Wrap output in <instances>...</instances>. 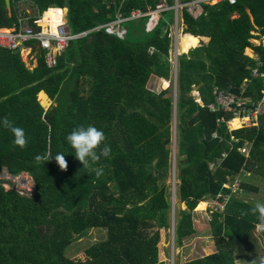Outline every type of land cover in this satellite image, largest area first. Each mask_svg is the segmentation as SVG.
I'll list each match as a JSON object with an SVG mask.
<instances>
[{"label":"trees","instance_id":"16d2710c","mask_svg":"<svg viewBox=\"0 0 264 264\" xmlns=\"http://www.w3.org/2000/svg\"><path fill=\"white\" fill-rule=\"evenodd\" d=\"M33 1L41 11L51 8L44 17L50 20L46 28L52 30L63 12L53 7H67L75 33L110 21L118 8L127 15L156 2ZM16 2L9 0L7 6L0 0V26L17 24ZM204 7L206 13L197 17L181 12L183 30L190 32L182 38L195 45L196 36L208 41L178 57L177 245L197 231L196 205L204 207V199L229 192L223 183L238 175L246 160L237 147L257 140L264 153V114L258 124L238 126L236 121L238 127L228 130L225 121L216 119L230 116L206 106L213 100L214 85L238 91L258 61L264 69V47L249 41L250 29L264 33V0H223ZM145 21L146 16L128 19L118 32L91 31L71 41L52 66L44 49L32 40L25 45L34 53L33 66L26 65L20 51L0 47V118L23 128L28 140L23 149L15 146L11 131L0 125V170L12 175L26 172L34 183L31 195L0 183V264H166L158 257L157 242L159 229L168 228L171 221L167 179L174 108L169 89L156 92L147 83L152 74L170 79L171 46L168 31L161 29L164 18L151 30L145 29ZM246 47L256 57L248 56ZM200 83L197 91L203 105L191 93ZM260 89V79L251 78L245 91L257 99ZM39 90L53 102L46 108L36 97ZM88 125L104 132V144L112 151L97 165L84 167L66 137L74 128ZM46 152L64 153L67 170L61 171L54 158L44 164L35 161L36 155ZM101 165L104 174L97 179L92 168ZM244 187L242 183L240 188ZM254 205L231 195L225 209L211 211L208 218L215 251L177 264H236L237 259L259 264L261 248L254 238L258 218L250 211ZM92 227L105 228L106 237L85 248L84 257L91 249L90 257L73 261L67 248ZM260 256L264 257V247Z\"/></svg>","mask_w":264,"mask_h":264},{"label":"built area","instance_id":"2783aa9c","mask_svg":"<svg viewBox=\"0 0 264 264\" xmlns=\"http://www.w3.org/2000/svg\"><path fill=\"white\" fill-rule=\"evenodd\" d=\"M221 1L223 0H157L153 7H149L145 10L139 8L132 9L129 14L125 16L117 10L113 20L75 33L72 31L67 19H65L63 12L55 29H47V26L42 24V19L46 11L49 9L41 11L33 0H17L15 4L17 24L12 26H0V47L9 50L28 48V53L30 55L32 48L25 45V43L31 40H38L40 44L39 47L45 51V60L47 64L52 66L57 63L58 55L69 47L71 41L85 37L91 31L104 28L107 32H118L120 31L121 22L144 15H149L150 20L154 18V22L147 26V28H152L158 20L161 12L172 10L175 28L172 27L170 34L171 37L174 36L176 38L178 36V26L180 25V29H183V22L179 18L183 9L193 17H197L206 13L204 4H214ZM228 1L230 3L235 2V0ZM178 21L180 23L179 25ZM250 33L252 34V37L249 38L250 42L254 45L264 47V33H259L256 29H250ZM262 64V61H258L257 65L251 69V78H259L260 84L262 85V89L259 91L260 96L257 99L253 98L251 94H246L245 91L246 84L251 81V78L248 79V82L245 79V82L241 85L238 91L224 88L219 85H214L212 87L213 100L207 103L206 106L211 112L222 111L230 116L229 119H224L222 116L216 119L217 123L225 121L228 130L231 129L229 126L230 120L238 119L241 121V125L258 124L260 116L264 114V69H260ZM196 101L203 105L198 91ZM212 136H216V133H212ZM230 138L232 140H237V137H234L233 135H231ZM237 150L246 154V144L237 147ZM225 154L226 153L224 152L223 155ZM213 165V163H210L209 167H212ZM26 174L29 176L28 173ZM1 178L9 179L13 183L12 186L2 183L6 189L15 188L19 193L25 195H31L34 192V183L32 187H26L25 182L20 175H12L5 170H0V179ZM29 178L33 182L30 176ZM172 185L173 190L176 192L178 179L175 171L172 174ZM223 186L227 187L229 192H218L213 197L207 199V205L209 206L208 208L210 211L224 210L230 196L240 189L241 180L236 175L232 177L230 182L223 183Z\"/></svg>","mask_w":264,"mask_h":264},{"label":"rangeland","instance_id":"374dc122","mask_svg":"<svg viewBox=\"0 0 264 264\" xmlns=\"http://www.w3.org/2000/svg\"><path fill=\"white\" fill-rule=\"evenodd\" d=\"M171 11H167L164 12L163 15L166 18V20H170L171 17ZM180 20L181 17L179 16ZM172 23L174 22V17L172 16ZM180 26V25H179ZM180 32V30H179ZM179 40V36H177L176 38L174 36H172L171 40H170V45L171 48L169 50V53L171 52L172 54V61H171V65L174 67H171L174 69V71L172 70L173 73H171V77L168 80V83H163L161 84L159 80L156 79V83L151 82L150 84H148V87L151 88L153 91L159 92L160 90L163 89H169V95L172 97L173 99V108H174V113H173V119H172V143L169 145V147L172 150V155H171V170L169 173V177H168V182H170L171 185V198H172V212H171V221H170V226L168 228H163V229H159V240L157 242V247H159V259L164 260L166 262V264H177L180 261H185V260H189L195 257H198L202 254H205L206 251H209V245L208 244H212L213 240L211 235H205L204 237H200L198 235V230H200L199 225L197 223L198 219H200V215L202 217H207V220L204 219L203 222L206 224L207 223V231L210 232V228H209V224H208V218L210 217L211 211L209 210V206L207 205V202L205 201V206L207 207L205 209V206L203 207L200 204V208H198V204L196 205V209H203L201 211V213L198 212V217H197V212H195V221H196V225H197V231L195 233H192L190 235H186L183 237V242L180 245L176 244V239H175V234H174V223H175V217H177L178 215V208H179V202H178V198L176 195V192L173 190V185H172V174L175 171L176 175L178 174V164H179V155H178V141L180 138V133L177 129L178 127V114H177V101H178V89H177V82H176V76L174 74L175 70H177V64H176V60L175 57H179L182 53H184L185 48H183L181 51L180 50V46L178 44V40ZM23 47V45H22ZM28 49H23L21 50L20 54L22 56V59L25 61L26 65L28 66H33V64H35V56L34 53L31 52V54H27ZM180 52V53H178ZM187 52V51H186ZM247 53V52H246ZM250 53V51L248 52ZM247 53V54H248ZM253 55V57H256L255 54L251 53ZM191 93L195 96H197V87L194 86L193 90L191 91ZM37 98L39 100V102L41 103V105L45 106V101L41 100V98H39V95L37 94ZM264 118V116H263ZM232 128V127H231ZM212 163V162H211ZM213 167V166H212ZM4 170V169H3ZM3 173V172H1ZM20 175L21 178L24 180L26 187H32L33 182L31 181V179L29 178V176L26 173L21 172V174H17ZM178 179V178H177ZM241 179L244 180V182L250 183L243 175L241 176ZM253 184H260V183H253ZM262 188V186H261ZM31 193V192H28ZM238 197H240L243 200H246L249 203H254L256 198H257V194L256 193H252L249 192L247 190H239ZM208 199V198H207ZM260 200L262 202H264V196H260ZM186 205H182L183 208H185ZM206 211V212H203ZM198 218V219H197ZM203 219V218H202ZM202 219H200L198 222H201ZM204 225V224H203ZM202 225V226H203ZM106 237V230L103 227H92L90 228L85 234L77 236L72 243L69 245V247L67 248V253L69 254V256H71V258L73 259V261L80 259L79 261H83L86 257H90L93 253L90 252L88 253V255H85L84 257V252H85V248L89 247V245L91 246L93 243L103 239ZM255 237L257 238V244L258 246L261 248L262 244L260 243V237H261V232H258V230L255 231ZM204 240V241H203ZM208 245V246H207ZM207 246V248H205ZM84 257L83 260H81L82 258L80 257ZM260 251L258 249L257 252V259L259 260L260 258ZM236 264H242L239 261L236 262ZM248 264V263H246Z\"/></svg>","mask_w":264,"mask_h":264},{"label":"crops","instance_id":"0c3cea01","mask_svg":"<svg viewBox=\"0 0 264 264\" xmlns=\"http://www.w3.org/2000/svg\"><path fill=\"white\" fill-rule=\"evenodd\" d=\"M157 1V0H156ZM169 1H171V0H169ZM149 7H151V6H147L146 7V9H148ZM153 7V6H152ZM53 8H60L62 11H63V15H64V17H65V19H67V12H68V8L67 7H64V8H62V7H53ZM48 9H51V8H48ZM134 9H136V8H134ZM139 9H141V8H139ZM47 10V9H46ZM45 10V11H46ZM117 10H119V8L118 9H116V11ZM142 10H145V9H142ZM116 11H115V13H116ZM120 11V10H119ZM131 11V10H130ZM129 11V12H130ZM167 11H169V10H167ZM121 12V11H120ZM165 12V11H164ZM164 12H161L160 13V15H159V17H158V19L159 18H164V20H165V23H164V25H163V27H161V29H163V31H168V33H169V36H170V40H171V30H172V27L173 28H175L174 27V22L172 23V21H173V19H172V16H173V13H171V17H170V20H166V18L164 17V15H163V13ZM171 12H172V10H171ZM115 13H114V17H115ZM122 13V12H121ZM123 14V13H122ZM129 14V13H128ZM127 14V15H128ZM125 16V15H124ZM144 16H146V21H145V29L146 30H151L156 24H157V22H158V20L156 21V23H155V25L152 27V28H147V26L148 25H151L152 24V22H154V18L153 19H149V15H144ZM114 17H113V19H114ZM140 17H142V16H140ZM174 17V16H173ZM180 17H181V20H182V22H183V19H182V16L180 15ZM138 18V17H137ZM113 19H111V20H113ZM132 19H134V18H132ZM110 20V21H111ZM128 20V19H127ZM68 21V20H67ZM126 21V20H125ZM108 22V21H107ZM124 22V21H123ZM123 22H121L120 23V31L122 30V28H123ZM69 23V22H68ZM180 23H179V21H178V25H179ZM70 25V24H69ZM71 27V26H70ZM122 27V28H121ZM90 29V28H89ZM183 29H184V23H183ZM183 29H180V26H178V30H177V34H178V36H179V40H178V38H177V40H178V44H179V46H180V37L182 36V34H185V33H190V32H187V31H184ZM179 30H180V32H179ZM106 31V30H105ZM107 32V31H106ZM113 32V31H112ZM112 32H109V33H112ZM114 32H116V31H114ZM90 33V32H89ZM192 34V33H191ZM193 36H195V34H193ZM196 37H198V42H197V44L195 45V43L193 42V41H191L195 46H197L199 43H200V41H203V42H207L208 41V37H206V36H196ZM83 38V37H82ZM77 40V39H76ZM250 41V40H249ZM34 43H35V41H34ZM171 46V45H170ZM195 46H189L188 47V49H186V51H188L190 48H192V47H195ZM37 47V46H36ZM38 48H40V47H38ZM180 48V47H179ZM24 49H28V48H24ZM21 50H23V49H21ZM21 50H19L20 52H21ZM179 51H181V49L179 50ZM185 51V52H186ZM250 51V53H248ZM248 53V55L250 54L251 55V57H253V55L251 54V53H253L251 50H250V48H248V47H246L245 48V53ZM178 53H180V52H178ZM246 53V54H247ZM27 54H29L28 53V51H27ZM31 54V53H30ZM254 54V53H253ZM249 55V56H250ZM169 60H170V63H171V61H172V54H171V52L169 53ZM175 60H176V64H177V66H178V57L176 56V58H175ZM35 63H36V59H35ZM34 65V64H33ZM172 66V65H171ZM172 67H174V66H172ZM172 70L174 71V69L172 68ZM171 70V71H172ZM177 71H178V69L177 70H175V72H174V74H175V76H176V82H177ZM173 73V72H172ZM156 79L158 80V82H159V80H161L160 81V83L161 82H165V81H167L168 82V80L167 79H165V78H163V77H158V76H156V75H154V74H152L151 76H150V78H149V80H148V83H147V87H148V84H150L151 82H153V83H156ZM163 83H161V84H163ZM165 84V83H164ZM40 92H42L44 95H45V98L43 99V101H45V106L44 105H42L44 108H46L49 104H51V103H53L52 101H51V99L46 95V93L43 91V90H39ZM38 93V92H37ZM37 93H36V97H37ZM38 99V98H37ZM39 101V100H38ZM40 103V102H39ZM41 104V103H40ZM232 120H230V122H231ZM239 121V120H238ZM239 126H241V121H239ZM229 126H230V123H229ZM231 127V126H230ZM232 129V128H231ZM244 144H246V147H247V152H246V154H245V156H246V160H245V162H244V164H243V166H242V169H241V172L237 175L239 178H240V180H241V185H242V183H244V188H242L243 190H247V191H249V192H252V193H256L257 194V198H256V200H255V202L253 203V204H255L256 202H262L261 200H260V196H264V153L260 150V148H261V146H262V144H261V141H257V140H254V141H251V143H249V141H247V140H245V143ZM263 146H264V144H263ZM224 153V152H223ZM226 153V152H225ZM244 176L250 183H247V182H244V180H242L241 179V176ZM231 177L228 179V181L227 182H225V183H228V182H230L231 181ZM179 181V180H178ZM253 183H260V184H258V185H256V184H253ZM261 186H262V188H261ZM239 190H241V188L239 189ZM239 190L238 191H236L235 193H233L232 194V197H236L237 199H239V200H241V201H245V202H247L246 200H243V199H241L240 197H238L237 196V194H238V192H239ZM176 192H177V190H176ZM207 202V199H204V201L203 202ZM249 203V202H248ZM182 205H183V203H182ZM184 205H186V204H184ZM207 207L205 206V209H206ZM225 209V208H224ZM203 209H201V210H199V209H196L195 210V212H197V211H199V213H201V211H202ZM220 211V210H219ZM203 212H206V211H203ZM210 216H211V214H210ZM197 217H198V212H197ZM200 219H202V221L201 222H198L200 219H198V221H197V223H198V225H199V229L200 230H198V235L200 236V237H204L205 235H211V232H209V231H207V223L205 224L204 222H203V220L204 219H206L207 220V217L205 216V217H202L201 215H200ZM204 224V225H203ZM203 225V226H202ZM160 229H163V228H160ZM164 230V229H163ZM256 230H258L257 229V226H256V228L254 229V238L257 240V238L255 237V231ZM258 232H261V237L259 238L260 239V243L262 244V247H261V249H260V254H262V248L264 247V231H259L258 230ZM204 241V240H203ZM258 241V240H257ZM209 245V246H208ZM207 246L209 247V251H206L205 252V254H209V253H213L214 251H215V247H214V243H210V244H208ZM207 246L205 247V248H207ZM250 255H252V249L251 248H248V251H247ZM158 256H159V247H158ZM201 256V255H200ZM237 261H239L240 263H242V264H246V263H248V262H246V261H240V260H238L237 259ZM236 261V262H237ZM249 264V263H248Z\"/></svg>","mask_w":264,"mask_h":264},{"label":"clouds","instance_id":"9594fccd","mask_svg":"<svg viewBox=\"0 0 264 264\" xmlns=\"http://www.w3.org/2000/svg\"><path fill=\"white\" fill-rule=\"evenodd\" d=\"M0 125L11 131L14 137L13 144L15 146H18L21 149L27 146L28 140L23 128L16 126L7 117L0 118ZM105 139L106 137L104 132L93 125L74 128L66 137L67 142L74 149L76 159L84 167L97 165L101 158L110 157L112 150L110 146L104 144ZM53 158L61 171L67 170L68 163L65 159L64 153L62 152H58L55 155H52L51 152L36 155L35 161L37 163L44 164ZM92 171L98 179L104 174V166L101 165L99 167H94L92 168ZM250 211L258 218L257 229L259 231H264V202H256ZM241 214L247 215L248 212H242ZM251 264H256V260L253 259ZM259 264H264V257L259 258Z\"/></svg>","mask_w":264,"mask_h":264},{"label":"bare ground","instance_id":"6f19581e","mask_svg":"<svg viewBox=\"0 0 264 264\" xmlns=\"http://www.w3.org/2000/svg\"><path fill=\"white\" fill-rule=\"evenodd\" d=\"M49 21V22H48ZM50 23V20H48V19H46L45 17H43V19H42V24L44 25V26H46V24H49ZM194 46V44L190 41V40H187V39H183L182 38V36L180 37V49L182 50L183 48H185L184 50H182V51H185L186 49H188V47L189 46ZM38 95H39V98H41V100H43L44 98H45V95L42 93V92H39L38 93ZM236 121H238V119H233L231 122H230V126L232 127V128H234V127H238V126H236L235 125V123H236ZM239 122V121H238Z\"/></svg>","mask_w":264,"mask_h":264},{"label":"water","instance_id":"95a60500","mask_svg":"<svg viewBox=\"0 0 264 264\" xmlns=\"http://www.w3.org/2000/svg\"><path fill=\"white\" fill-rule=\"evenodd\" d=\"M6 1V5L7 6H9V0H5ZM37 47H39V41L38 40H35V43H34ZM14 52H18L19 51V48H16V49H14L13 50ZM201 85V83L200 84H198V85H196V87L198 88L199 86ZM0 183H6V184H8L9 186H12L13 185V183H12V181L11 180H9V179H4V178H1L0 179Z\"/></svg>","mask_w":264,"mask_h":264}]
</instances>
